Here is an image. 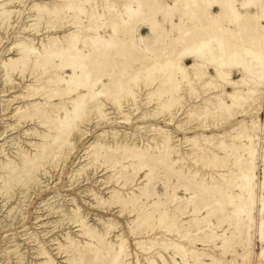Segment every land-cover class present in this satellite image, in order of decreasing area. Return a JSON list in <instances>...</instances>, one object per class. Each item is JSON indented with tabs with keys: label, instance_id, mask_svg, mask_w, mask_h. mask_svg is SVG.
<instances>
[{
	"label": "rangeland",
	"instance_id": "rangeland-1",
	"mask_svg": "<svg viewBox=\"0 0 264 264\" xmlns=\"http://www.w3.org/2000/svg\"><path fill=\"white\" fill-rule=\"evenodd\" d=\"M172 1L0 0V264H264V0Z\"/></svg>",
	"mask_w": 264,
	"mask_h": 264
},
{
	"label": "bare ground",
	"instance_id": "bare-ground-1",
	"mask_svg": "<svg viewBox=\"0 0 264 264\" xmlns=\"http://www.w3.org/2000/svg\"><path fill=\"white\" fill-rule=\"evenodd\" d=\"M252 3H253V1H252ZM245 5V4H244ZM239 20V19H238ZM262 52V51H261ZM261 52H259V53H261ZM225 54V53H224ZM252 54H253V52H252ZM263 53H261V55H262ZM244 55V54H243ZM263 57V56H262ZM209 58V57H208ZM237 58V57H236ZM257 58H259L258 56H257ZM229 59V58H228ZM220 60V59H219ZM259 60H260V58H259ZM263 60V59H262ZM201 61V60H200ZM200 61H195L194 62V66H196V67H200L199 65V63H200ZM262 62V61H261ZM252 63V62H251ZM252 65V64H251ZM227 66H229V65H227ZM227 66L225 67V68H227ZM256 66V65H255ZM246 67V66H245ZM199 69V68H198ZM228 69V68H227ZM245 69V68H244ZM180 70V69H179ZM200 71V70H199ZM254 71V70H253ZM257 72H255L254 74H253V72L252 73H249L250 75H248L247 74V76H248V80H249V78L251 77V79L252 80H254V84H251V85H253V89H257L259 86H260V83H261V77H262V71H258V70H256ZM229 73V71H225V73ZM248 72H251V71H248ZM223 73V71L220 69V71H219V74H222ZM228 75V74H227ZM245 75V74H244ZM225 76V75H224ZM250 76V77H249ZM228 77V76H227ZM245 77L243 76V77H241V80H243ZM218 79V78H217ZM223 79V78H222ZM245 79H247V77L245 78ZM247 80V81H248ZM231 82V81H230ZM245 83V82H244ZM248 85V84H247ZM256 91V90H255ZM254 91V92H255ZM81 98V97H80ZM264 165V164H263ZM264 169V168H263ZM263 177H264V175H263ZM247 178V177H246ZM264 179V178H263ZM248 180V179H247ZM252 183V182H251ZM251 183H247L244 187H245V190L247 191V195H248V197L249 198H251V196H252V187H251V185H249V184H251ZM263 185H264V180H263ZM252 204H253V201H249V203H248V205H249V207L251 208L252 207ZM218 205H219V207L222 209V203L221 202H219L218 203ZM251 210V209H250ZM219 211V210H218ZM231 212V211H230ZM210 213H208L207 214V216L209 215ZM238 215H240L239 213H238ZM250 220V215L249 214H247V218H246V221H249Z\"/></svg>",
	"mask_w": 264,
	"mask_h": 264
},
{
	"label": "crops",
	"instance_id": "crops-1",
	"mask_svg": "<svg viewBox=\"0 0 264 264\" xmlns=\"http://www.w3.org/2000/svg\"><path fill=\"white\" fill-rule=\"evenodd\" d=\"M165 1H166L165 3H172V2H173L172 0H170V1L165 0ZM237 1H238V2H236V3L238 4V3H239V0H237ZM215 8L218 9V10H217V12H218V11H219V7L216 6V5L211 6L210 9H209V11H210L212 14H216V13H214V9H215ZM174 14H177V16L179 15V17L183 16V9H182L181 7H178V8L175 10ZM179 17H177V20L179 19ZM162 19H163V17L160 18V20H162ZM172 19H173V16H172ZM262 20H263V19H262ZM167 21H169V17H167ZM173 21L176 22V20H174V19H173ZM263 21H264V20H263ZM140 26L148 28V26H147L146 24H144V25H140Z\"/></svg>",
	"mask_w": 264,
	"mask_h": 264
}]
</instances>
